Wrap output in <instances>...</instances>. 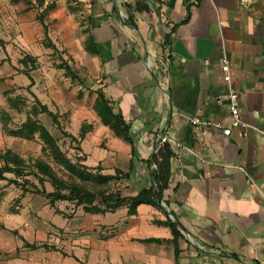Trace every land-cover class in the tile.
<instances>
[{
	"label": "crops",
	"instance_id": "obj_1",
	"mask_svg": "<svg viewBox=\"0 0 264 264\" xmlns=\"http://www.w3.org/2000/svg\"><path fill=\"white\" fill-rule=\"evenodd\" d=\"M63 2L81 36L79 54H87L95 70L96 88L123 113L137 141V159L120 138L125 143L97 144L104 152L91 163L113 174L131 160L120 191L135 195L149 183L146 160L164 137L173 151L167 202H161L164 209L139 204L132 214L126 205L104 213L78 206L71 213L35 190V176H27L24 190L5 172L0 264H264V0ZM224 57L248 123L231 127L229 135L192 122L198 117L231 126ZM93 112L98 128L111 131ZM167 217L180 232L177 257L170 241H144L172 238L171 229L155 221Z\"/></svg>",
	"mask_w": 264,
	"mask_h": 264
},
{
	"label": "rangeland",
	"instance_id": "obj_2",
	"mask_svg": "<svg viewBox=\"0 0 264 264\" xmlns=\"http://www.w3.org/2000/svg\"><path fill=\"white\" fill-rule=\"evenodd\" d=\"M53 1H56V6L46 10L44 6H38L36 0H0V149L12 148L27 161L41 157L49 162L56 175L72 180L70 174L42 150L38 138H12L5 132V129L17 127L26 119L27 109L34 101L33 94L57 114L62 128L69 133L77 135L83 123H97L98 117L92 110L98 85L95 70L88 55L79 54L82 50L81 36L73 31V22L66 18L64 0ZM86 40L89 43L93 39L86 37ZM26 55L36 58L35 68ZM63 62L71 66L79 79L72 80L65 75L64 69L58 67ZM8 97L14 99L17 108L9 103ZM37 117L72 161H76L79 154L85 155L80 165H95L91 162L104 152L97 144L105 147L107 143L112 146L125 143L107 127L104 126L107 133L101 131L99 122L82 141L84 149L90 152L87 159V154L77 149L81 142L63 135L46 114L40 113ZM102 169L104 167L101 166ZM89 170L95 171L93 168ZM29 177L34 178L31 174ZM93 181L86 182V185L100 186ZM122 184L123 181L118 180L112 182L110 188L119 190L124 187ZM44 185L48 190L53 189L50 181H45ZM56 203L67 207L68 212L78 207L74 202L64 200Z\"/></svg>",
	"mask_w": 264,
	"mask_h": 264
},
{
	"label": "trees",
	"instance_id": "obj_3",
	"mask_svg": "<svg viewBox=\"0 0 264 264\" xmlns=\"http://www.w3.org/2000/svg\"><path fill=\"white\" fill-rule=\"evenodd\" d=\"M45 1L46 0H36L38 6L44 5ZM53 6L54 2H50V4L46 5L45 9H50ZM167 42L168 36L166 35L163 41L164 46ZM26 58L32 62L34 66L32 67L35 68V63H37L36 58L30 55H26ZM58 67L63 68L65 75L72 80L79 79L77 73L68 63H59ZM80 81L81 80H79V82ZM95 92L96 97L92 103L93 110L98 114L101 122L108 126L115 136H118L130 144L131 156L137 159V141L133 138L130 125L123 113H121L119 109H113L112 101L107 97L101 87L96 88ZM33 96L34 101L27 109L26 119L17 127L5 129V132H7L8 135L26 140L38 138L41 142L42 150L49 154L58 165L62 166L73 179L67 180L56 175L49 162L41 157L27 161L23 156L12 151L10 148L0 150V159L2 161L0 165V178H7L4 173L10 172L13 178H8V181L14 184H20L21 187L26 190L25 186L29 184L27 176L31 174L37 178L38 185L40 186H36L35 190L42 193L48 199L50 205H54L57 201L64 200L82 206L87 212L104 213L106 211H114L120 208V206L126 205L128 206V212L132 214L136 212L137 206L142 203H150L161 209L165 208L161 205V202H167L163 198V192L169 186L171 177V158L173 156L171 145L167 140L160 142V144L154 148L152 157L155 167L150 168L151 178L149 183L140 187L135 195H122L120 189L112 191L110 185L112 182H118V180L131 176L134 167L132 161L130 160L126 170L115 168L113 174L102 173L100 164L94 166L80 165L81 163L79 162L84 159L85 155L79 154L77 155V160L72 161L70 157L62 151L51 131L38 119V114H46L52 119L53 123L59 128L63 135L68 136L71 140L79 142H81L86 133L91 130L92 123H83L77 135L69 133L62 128L57 114L51 111L46 104L42 103L35 94H33ZM8 101L13 107L17 108L13 98L8 97ZM77 149L82 150L80 145ZM148 160L149 158H147L146 162H148ZM89 167L95 169V171L91 172ZM18 178L22 179V183L18 181ZM76 179L82 181H77ZM45 181H50L53 186L52 191L47 192L45 190ZM89 181L97 182L100 186L93 185L88 187L86 182ZM155 221L167 225L168 228L171 229L172 238L162 240L160 238L151 237L149 239H144V241H170L174 245V256L177 257L178 249L176 239L179 237L180 232L176 223L171 220L170 217H167L166 220Z\"/></svg>",
	"mask_w": 264,
	"mask_h": 264
},
{
	"label": "built area",
	"instance_id": "obj_4",
	"mask_svg": "<svg viewBox=\"0 0 264 264\" xmlns=\"http://www.w3.org/2000/svg\"><path fill=\"white\" fill-rule=\"evenodd\" d=\"M222 69L224 71V76L223 78L225 79L227 85H228V94H227V101H228V105L230 107V111H231V116H232V122H231V126H223L221 124V122L219 121H210V120H201L198 117H193L192 118V122L198 125H210L212 127L215 128H221L222 129V133L224 135H229L231 132V127H247L248 123H246L239 114V108L237 107V98H238V92L237 90L234 88V86L232 85L231 82V77L229 75V61L226 57L223 58L222 60ZM261 134L264 135V127L263 129L260 130ZM165 138H162V141H164ZM151 167L154 168L155 165L154 163L151 164ZM163 204V202H162Z\"/></svg>",
	"mask_w": 264,
	"mask_h": 264
},
{
	"label": "water",
	"instance_id": "obj_5",
	"mask_svg": "<svg viewBox=\"0 0 264 264\" xmlns=\"http://www.w3.org/2000/svg\"><path fill=\"white\" fill-rule=\"evenodd\" d=\"M163 136H164V133L161 134L160 137L158 138V143L161 141V138H162ZM153 152H154V150L152 151V153H151V155H150V157H149V162H150V164H153V157H152ZM165 210H166V209H165ZM166 212L168 213L169 216L171 215L170 212H169L168 210H166Z\"/></svg>",
	"mask_w": 264,
	"mask_h": 264
}]
</instances>
